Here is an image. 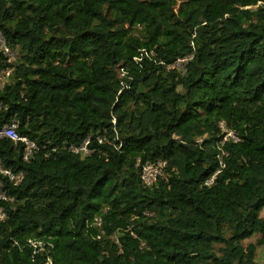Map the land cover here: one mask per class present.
I'll use <instances>...</instances> for the list:
<instances>
[{"label":"trees","instance_id":"obj_1","mask_svg":"<svg viewBox=\"0 0 264 264\" xmlns=\"http://www.w3.org/2000/svg\"><path fill=\"white\" fill-rule=\"evenodd\" d=\"M0 32L18 56L0 52V122L41 146L27 163L0 143L25 173L5 180L0 264H257L264 0H0ZM89 137L90 156L63 147ZM159 160L147 187L139 161Z\"/></svg>","mask_w":264,"mask_h":264},{"label":"built area","instance_id":"obj_2","mask_svg":"<svg viewBox=\"0 0 264 264\" xmlns=\"http://www.w3.org/2000/svg\"><path fill=\"white\" fill-rule=\"evenodd\" d=\"M0 52L4 55L6 60L9 63H16L17 61V51L11 47L8 43L7 38L4 36L2 32H0ZM151 53L142 50L141 57L144 55L150 56ZM136 58V61H141L142 58ZM193 59V56H185L179 58L174 65H172L169 69H176L181 74H185L187 71V67L190 61ZM13 68H0V88H4L8 83L11 75L13 74ZM125 71L121 70V76H125ZM4 109L3 103L0 102V113ZM1 121V120H0ZM21 124L17 116L12 117L10 120L6 122H0V143L8 140L13 142L15 145H21L23 147V160L27 163L40 151L41 146L35 140H32L30 137L22 135L20 133ZM233 139L238 141V138L233 132H229L226 139ZM96 141L99 144H104L106 138L103 136H98ZM92 145V138L89 137L85 140L82 144L79 145H66L64 144L63 147L73 153L75 155H81L83 157L90 156L95 151L91 149ZM140 165V179L142 184L147 187L154 186L161 177H164L167 162L159 160L155 162H146L141 163ZM25 179V173L23 171L15 172L12 168L5 167L2 160H0V222H4L7 219V213L5 209V204L10 203L13 201V198L4 191L5 180L8 181L13 186L17 187L23 183ZM214 181V178L207 182L208 185H211ZM98 225L101 226V220L97 219ZM29 244L37 249L40 248L39 251L42 249V243L31 240Z\"/></svg>","mask_w":264,"mask_h":264},{"label":"rangeland","instance_id":"obj_3","mask_svg":"<svg viewBox=\"0 0 264 264\" xmlns=\"http://www.w3.org/2000/svg\"><path fill=\"white\" fill-rule=\"evenodd\" d=\"M262 217H264V211L262 212ZM259 236H255L254 238L247 240L244 245L247 247L249 244H256ZM257 264H264V247L258 248L257 257H256Z\"/></svg>","mask_w":264,"mask_h":264}]
</instances>
